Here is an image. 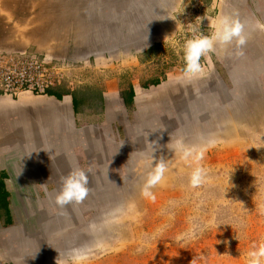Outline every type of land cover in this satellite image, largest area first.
Listing matches in <instances>:
<instances>
[{"label": "rangeland", "instance_id": "374dc122", "mask_svg": "<svg viewBox=\"0 0 264 264\" xmlns=\"http://www.w3.org/2000/svg\"><path fill=\"white\" fill-rule=\"evenodd\" d=\"M202 1L204 6L198 7L195 0L178 5L174 0L175 35L163 43L151 66L128 67L125 72V83L129 79L155 78L161 82L151 84L147 92L156 106L148 105L150 97L146 93L140 96L145 100L135 109L136 138L122 136L124 142L139 143L136 148L144 159L141 167L137 169L136 165L124 177L115 173L114 180L102 185L95 181L89 185V196L82 204L63 209L55 204L61 185L49 188L50 200L37 188H22L25 194L20 195L21 188L15 187L8 211L0 203V264H57L58 259L60 264H74V251L85 257L80 264H246L253 245L264 241V214L260 212L264 205V32L254 27L257 21L264 23V0H249L248 9L243 11L249 35L245 55L236 58L231 54L226 66L217 67L214 52L210 53L215 64L209 56L202 58L205 74L188 81L182 78L180 48L194 35L192 28H199V16L204 17L201 24L206 19L211 32L209 19L225 15V0L217 5H221L220 13L217 8L211 9L207 0ZM147 2L134 0L132 16L126 22L116 17L110 25H106L109 17L94 7L91 14L80 11L77 22L83 26L77 35L83 36L77 43L82 47L76 53L74 44L68 46L67 41L60 42L54 53L30 40L25 45L54 58L81 62L72 78L80 87L94 72L104 70L103 61L118 67L116 52L149 45L160 28L159 15L151 17ZM157 2L162 4V0ZM104 3L115 13L122 5L116 0ZM86 36H92L95 42L88 41L87 45ZM173 40L177 42L175 48ZM87 50L97 55L106 51L107 59L79 58ZM64 86L68 82L56 88ZM177 139L196 148L210 139L216 141L201 161L208 178L198 188H191L188 181L195 165L184 162L173 150ZM150 154L154 156L148 159L155 158L153 166L160 159L169 165L164 182L152 190L154 200L142 195L152 162L145 161V157ZM190 230L198 232L196 238L177 240Z\"/></svg>", "mask_w": 264, "mask_h": 264}, {"label": "crops", "instance_id": "0c3cea01", "mask_svg": "<svg viewBox=\"0 0 264 264\" xmlns=\"http://www.w3.org/2000/svg\"><path fill=\"white\" fill-rule=\"evenodd\" d=\"M116 1L122 3L118 5V13L114 8H109L105 0H0V50L17 47L30 49V45H25L30 40L37 47L43 44V48L54 53L60 47V42L67 41L68 46L74 44L76 49L73 52L76 53L81 46L77 39L83 36L81 33L77 35L79 27L83 26L77 22L79 12L84 10L91 14L95 9L100 10L102 16L109 17L106 25L113 23L116 17L126 22L134 12V0ZM157 1L149 0L146 5L148 12L152 13L151 17L159 15V32L144 49L129 47L123 52H116L115 58L120 60L118 67L114 62L107 64L108 60L103 61L107 59L106 51L97 55L87 50L79 58L95 59L100 56L103 61L101 65L105 64L103 72H94L87 84L74 90L67 86L53 88L50 90L54 94L49 92L46 95L0 94V203L4 209L8 211L15 187L21 188L20 195L25 194L22 188H37L40 194H48L50 200L49 188L60 186L61 177L67 176L74 168L86 172L90 170L89 185L93 186L98 180L99 185L114 180L115 173L124 177L129 170L134 171L136 165L137 169L141 167L144 159L141 150L136 148L139 143L131 140L124 142L123 137L136 138L135 109L142 106L145 100V96L140 97L139 93L149 95L148 105L155 104L153 107L157 102L151 98V94H147L151 85L143 87L147 80L129 79V84H126L124 75L128 67L151 66L160 54L165 37L171 40L172 12L173 7L177 6H174V0H167L166 3L162 0V4ZM183 1L178 0L176 4ZM219 1L207 0L211 9L217 8L220 13L221 5L217 6ZM224 2L225 15L236 11L241 21L248 22L243 17V11L248 9L249 0ZM84 40L86 44L88 41L95 42L92 36H86ZM231 53V46L226 50L217 47L214 52L217 67L226 66L232 59ZM213 58L211 55L208 58L212 65L215 64ZM130 86L134 91V102L127 105L125 93L130 91ZM117 116H122V120L116 119ZM151 156L154 155L146 156L145 161H152L148 159ZM40 188L45 189L39 191Z\"/></svg>", "mask_w": 264, "mask_h": 264}, {"label": "clouds", "instance_id": "9594fccd", "mask_svg": "<svg viewBox=\"0 0 264 264\" xmlns=\"http://www.w3.org/2000/svg\"><path fill=\"white\" fill-rule=\"evenodd\" d=\"M197 19H200L201 23L204 17L202 19L198 17ZM207 19L209 18L207 17ZM209 20L212 31L208 35L202 33L199 28L193 27V37L187 39L180 48L184 61L182 78L188 81L198 79L205 74V67L201 63V60L202 58L207 59L210 53L216 51L217 47L226 50L231 46L233 48L231 54L236 58H241L245 55L244 49L247 46L249 35L246 31L245 22L241 21L237 14L217 16ZM254 27L264 32V23L257 21ZM174 35L175 33L172 36ZM169 38L167 36L165 37V44ZM176 44L177 42L173 40L172 46L174 48ZM215 143V140L210 139L205 145L196 148L185 145L182 139H177L174 142L173 150L175 153H179L184 162L195 165L192 167L188 178L191 188H198L207 181V169L202 166L201 161L204 158L206 149L214 146ZM153 159L150 165V171H148L142 187L143 197L152 200L155 199V194L152 190L164 182L166 173L169 170L168 162L164 159H160L155 166H153ZM89 172L74 168L67 176L61 177V188L55 196V204L59 208L63 209L69 205L82 204L88 198L90 193ZM260 212L264 214V205L260 206ZM197 234L198 232L196 230H190L179 235L177 240L187 242L196 238ZM84 258L83 254L78 251H74L71 254V259L74 264H80V261ZM57 264H60L59 259L57 260ZM246 264H264V241L258 245H253L252 250L247 254Z\"/></svg>", "mask_w": 264, "mask_h": 264}, {"label": "built area", "instance_id": "2783aa9c", "mask_svg": "<svg viewBox=\"0 0 264 264\" xmlns=\"http://www.w3.org/2000/svg\"><path fill=\"white\" fill-rule=\"evenodd\" d=\"M195 1L198 7L204 6L202 0ZM199 17L202 19V16ZM196 24L199 29L203 27L200 31L205 35L210 33L207 30L209 24L206 23V19L203 24L196 20ZM77 63L81 62L54 58L37 50H0V94L5 96H18L22 93L46 95L50 89L67 82L68 89L74 90L78 87L72 79L75 76Z\"/></svg>", "mask_w": 264, "mask_h": 264}, {"label": "trees", "instance_id": "16d2710c", "mask_svg": "<svg viewBox=\"0 0 264 264\" xmlns=\"http://www.w3.org/2000/svg\"><path fill=\"white\" fill-rule=\"evenodd\" d=\"M128 82V84H129V81H127ZM127 82H126V84H127ZM161 82H160V80H158L157 78H155V79H152V80H150V81H148L146 84H145V86L143 85V87L144 88H148L149 87V85H159ZM49 92L52 94L53 92L51 91V90H49ZM48 92V93H49ZM54 94V93H53ZM57 95V94H56ZM133 102H134V91H133V88L130 86V91L129 92H126L125 93V103L127 104V105H132L133 104Z\"/></svg>", "mask_w": 264, "mask_h": 264}, {"label": "bare ground", "instance_id": "6f19581e", "mask_svg": "<svg viewBox=\"0 0 264 264\" xmlns=\"http://www.w3.org/2000/svg\"><path fill=\"white\" fill-rule=\"evenodd\" d=\"M141 92V91H140ZM139 96H141V93H139ZM257 120H255L254 122H256ZM252 122V121H251ZM137 183V182H136ZM139 185V184H138Z\"/></svg>", "mask_w": 264, "mask_h": 264}]
</instances>
